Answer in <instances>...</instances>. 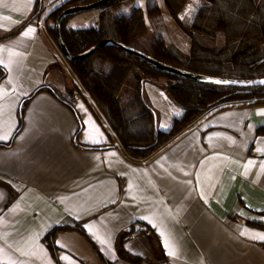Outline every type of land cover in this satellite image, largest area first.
Instances as JSON below:
<instances>
[{"label": "crops", "instance_id": "obj_1", "mask_svg": "<svg viewBox=\"0 0 264 264\" xmlns=\"http://www.w3.org/2000/svg\"><path fill=\"white\" fill-rule=\"evenodd\" d=\"M42 1L34 18L38 0H0V182L17 193L8 204L0 184V264H264V104L217 105L143 159L100 149L118 137L48 29V14L70 0ZM44 85L55 92L36 91ZM158 85L144 84L153 108ZM57 227L76 228L57 230L53 250L46 236ZM123 233L139 261L120 255Z\"/></svg>", "mask_w": 264, "mask_h": 264}, {"label": "trees", "instance_id": "obj_2", "mask_svg": "<svg viewBox=\"0 0 264 264\" xmlns=\"http://www.w3.org/2000/svg\"><path fill=\"white\" fill-rule=\"evenodd\" d=\"M94 1L97 0H70L48 14V29L58 45L55 25L60 13L72 5ZM130 1L133 0H112L100 8L99 24L69 28L68 18H65L63 37L70 52L73 55L79 54L106 38H113L142 50L137 45L138 38L149 29L142 7H135L131 13L112 12L113 8ZM164 1L172 17L190 36V53L181 52L173 42H168L161 36L156 38L150 52L142 51L183 69L212 76L238 79L264 77V0H207L209 3L199 6L190 25H184L180 17L187 0ZM43 10V1L38 0L33 17L41 16ZM159 10L157 5L148 7L150 14ZM209 36L213 38L208 40ZM214 38L217 40L212 41ZM68 63L118 137L119 142L109 148H118L121 145L126 154L135 159L150 156L217 105L234 101H251V105L264 104V86L243 89L193 82L164 72L114 46L101 47L88 58ZM104 65L110 66V71L106 74L101 72ZM131 71L134 91L132 99L123 106L119 98L123 93L127 74ZM7 73V69L0 65V82ZM143 80L164 83L167 94L183 110L182 115L174 119L172 127L167 131L158 128L156 110L148 104L142 93ZM45 88L55 92L52 87L45 85L36 91ZM30 98L32 97L22 101L21 112ZM70 106L74 109L71 103ZM260 132L264 133V126L260 128ZM100 149L107 148L101 145ZM0 184L10 189V204L17 193L7 183ZM70 228L76 227L53 229L46 236L49 247L56 249L54 236L57 230ZM81 231L83 232L82 229ZM125 233L122 234L119 244L120 255L128 260L139 261L140 257L126 251Z\"/></svg>", "mask_w": 264, "mask_h": 264}, {"label": "rangeland", "instance_id": "obj_3", "mask_svg": "<svg viewBox=\"0 0 264 264\" xmlns=\"http://www.w3.org/2000/svg\"><path fill=\"white\" fill-rule=\"evenodd\" d=\"M207 0H187L184 5L180 17L184 25H190L194 19V15L199 8V6L203 4H208ZM157 5L160 10L154 14H150L148 11L149 6ZM141 6L145 13V18L148 23V31L138 38L137 45L144 51L150 52L152 49V45L155 42L156 38L164 37L168 42H173L174 45L183 53L189 54L191 49L192 40L189 34L184 30V28L172 17L170 14L166 3L164 0H133L128 3H123L120 7L113 8V14H121V13H131L135 7ZM127 10L126 12L124 10ZM96 15L97 18L99 16V9H91L82 12H78L73 14L68 18V23L72 21L77 28L83 26H89L88 24H97V21H87ZM99 19V18H98ZM87 22V23H86ZM85 23L87 25H85ZM213 37H207V39H211ZM217 40V38L212 41ZM65 57V56H64ZM66 59V58H65ZM68 62V60L66 59ZM71 71L73 72L71 66ZM110 71L109 65H104L101 68V72L106 74ZM74 73V72H73ZM75 75V73H74ZM76 77V75H75ZM77 83L79 87L86 90L85 87L81 84L79 79L76 77ZM133 75L132 71L127 74V81L123 87V93L120 94V102L123 106H125L131 99L134 91L133 88ZM162 89L165 90L162 93ZM153 94V100L151 103L154 104L156 114H157V122L158 128L160 130H169L173 123V118L176 117V113L174 112L177 108H174L173 105L177 103L170 99L167 94V87L164 83H159L158 88H151ZM144 97L148 99V95L150 96V90L148 86L144 87ZM177 106V105H176ZM175 106V107H176ZM178 107H180L178 105ZM114 141H110L109 145L105 146V148H109L110 145H113ZM10 186V185H9ZM11 187V186H10ZM12 188V187H11Z\"/></svg>", "mask_w": 264, "mask_h": 264}, {"label": "water", "instance_id": "obj_4", "mask_svg": "<svg viewBox=\"0 0 264 264\" xmlns=\"http://www.w3.org/2000/svg\"><path fill=\"white\" fill-rule=\"evenodd\" d=\"M112 0H97L88 4H78V5H72L70 7L65 8L60 15L57 18L56 21V37L57 41L60 45L61 51L65 58L68 61H78L82 60L85 58L90 57L92 54H94L97 50H99L101 47L104 46H114L118 47L120 49H123L124 51H127L134 56L140 58L141 60L146 61L150 65L167 72L169 74L175 75L177 77H181L193 82L197 83H203V84H209V85H216V86H230V87H237V88H252L255 86H264V77H258V78H249V79H238V78H230V77H221V76H212L204 73H199V72H194L190 71L187 69H183L181 67L172 65L170 63L164 62L162 60H159L152 55L135 48L133 46L127 45L121 41H117L116 39L113 38H106L99 43L93 45L89 49L73 55L68 46L66 45L63 37V20L73 14H76L78 12L86 11V10H91V9H100L104 7L107 3H109ZM215 80H220V81H232L233 83L229 84H216L213 81ZM144 84L145 81L143 80L141 83L142 87V93L144 92ZM157 118V114H156ZM158 124V122H157ZM76 138V137H75ZM137 229H142L145 230L146 226L144 225H137Z\"/></svg>", "mask_w": 264, "mask_h": 264}, {"label": "snow or ice", "instance_id": "obj_5", "mask_svg": "<svg viewBox=\"0 0 264 264\" xmlns=\"http://www.w3.org/2000/svg\"><path fill=\"white\" fill-rule=\"evenodd\" d=\"M124 11L126 12L127 10L125 9ZM35 31H36L35 28L28 27L22 33V35L24 37H28L30 33H34ZM9 54H10V56H19V55H21V53L16 52V51H10ZM0 65H3L5 67H7V65H4L3 60H0ZM213 82L216 83V84H229V83H233L232 81H220V80H215ZM261 114H264V110H261ZM8 139H9V136H7V135H0V140H8ZM93 142H100V141H93ZM251 163L252 162L250 161L249 164H251ZM145 219H147V218L145 217ZM148 222L150 224H152L153 227H158L159 226V225L153 223L152 220H149ZM85 227L88 228L89 231L91 230V226L90 225H86ZM160 235L165 237V244H164V246H165V248L169 249L168 255L173 256V257H178L180 255L178 248L175 245H173L172 243H170L168 237L165 235V232L164 231H161L160 232ZM257 238L260 239V240H264V234H258ZM63 259L69 260L70 258L67 257V256H65V257H63Z\"/></svg>", "mask_w": 264, "mask_h": 264}]
</instances>
